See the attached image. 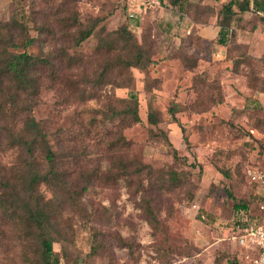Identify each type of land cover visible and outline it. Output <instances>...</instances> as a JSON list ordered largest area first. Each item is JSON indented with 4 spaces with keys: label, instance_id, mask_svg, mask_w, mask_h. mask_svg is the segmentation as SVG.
Masks as SVG:
<instances>
[{
    "label": "rangeland",
    "instance_id": "rangeland-1",
    "mask_svg": "<svg viewBox=\"0 0 264 264\" xmlns=\"http://www.w3.org/2000/svg\"><path fill=\"white\" fill-rule=\"evenodd\" d=\"M229 1L0 0V23L17 16L39 39L29 50L55 63L27 101L58 154L62 186L40 189L61 205L51 232L61 264H256L255 251L237 238L235 203L261 214L251 172L264 170V60L218 41ZM193 22L206 24L205 38L190 30ZM94 26L77 44L81 30ZM122 26L151 61L128 76L113 66L102 80L123 49L98 46ZM15 33L16 50L24 51ZM63 51L82 60L69 63ZM257 54L264 57V48ZM132 90L135 123L125 115ZM22 127H0V193L18 173L30 176L28 161L47 168L12 141ZM120 136L131 144L112 145ZM143 164L149 167L138 172ZM172 171L181 181L162 184L158 177ZM26 229L0 208V264H41L37 232L25 237Z\"/></svg>",
    "mask_w": 264,
    "mask_h": 264
},
{
    "label": "trees",
    "instance_id": "trees-1",
    "mask_svg": "<svg viewBox=\"0 0 264 264\" xmlns=\"http://www.w3.org/2000/svg\"><path fill=\"white\" fill-rule=\"evenodd\" d=\"M257 6L259 7L260 5H258L256 0H231L224 5L222 9L224 18L221 23H218L220 26L218 41L222 44L230 41L238 45L236 43L235 31L229 32V30L237 24L239 13L251 12L252 10H256ZM94 29L95 26L81 30L80 36L77 38V44L89 38L93 34ZM15 31H19L24 39V51L16 50L21 45L18 43ZM26 31V25L17 16L6 23H0V127H8L10 123L15 124L21 121L23 127L17 136H13L12 141L25 148L30 157H41L45 164H47V168L40 169L34 160L33 162L28 161L27 163L31 169L29 177L18 173L12 180L8 179L4 182L3 191L0 193V208L12 218L14 224H18L20 220L25 222L27 227L24 231L25 237L30 236L33 231L37 232L39 237L38 251H36L39 254L37 263L61 264L58 252L54 249V242L56 240L51 233L52 228H55L61 205L57 202L56 205L53 198H46L40 189L42 184L52 186V188L62 186L63 179L56 169L58 154L51 147L43 125L33 115V103L27 101L38 95L44 76L43 71L48 70V66L50 68L55 67V63L48 56H43L29 50L34 42L39 39L37 37H29L26 35ZM113 33H116V39L111 37L102 38L98 47L108 51L113 49L119 50V45L122 44L123 50L115 59V62L109 61L106 64L105 71L102 73V80L107 70L113 66L117 67L119 76H128L133 67L146 69L151 60L144 61L146 58L145 53L129 27L122 26ZM229 33L231 34L230 36H228ZM238 47L241 48L239 45ZM62 55L64 60H68L69 63H76L82 60V57H75L67 52L62 53ZM262 58L264 60V57L259 59L261 60ZM131 76L129 75L127 78L129 79ZM127 100L131 104L125 109V115L130 116L132 123L139 122L141 117L139 114V96L137 91L132 90ZM179 106V103L174 102V105L170 108L171 114L174 117H176ZM149 120L152 123L157 122L155 111L150 112ZM184 138L186 142H189L187 136ZM117 143H123L127 146L131 144L123 136H120L116 143H112V145H116ZM174 152L176 154L178 152V149L175 147ZM123 167L126 168L127 166L124 164ZM146 167L149 166L143 164L138 166L137 170L138 172H142ZM148 172L152 174L153 170L148 169ZM158 178L161 179L162 184L181 181V177L176 171L170 172L168 179H165L164 175ZM255 186V197L259 202L261 214L254 215L249 209L248 204L244 202L235 203L237 215L243 211L251 219H260L264 216V209H262V205H264V191L258 189L256 184ZM21 213H24V216H21ZM237 224L238 221H236ZM123 244L128 246L125 242ZM100 246L94 237L92 252H98ZM233 264H236V261Z\"/></svg>",
    "mask_w": 264,
    "mask_h": 264
},
{
    "label": "crops",
    "instance_id": "crops-1",
    "mask_svg": "<svg viewBox=\"0 0 264 264\" xmlns=\"http://www.w3.org/2000/svg\"><path fill=\"white\" fill-rule=\"evenodd\" d=\"M258 5L262 3L256 0ZM258 13L261 16H255L249 14L248 12L239 13L237 18V24L229 30V32L235 31L236 43L245 51L250 57L254 59H259L263 54H257V51L264 48V13L260 11V6ZM206 24L193 22L191 24L190 30L193 28L196 30L201 37L205 38L206 35ZM219 29L216 32L219 34ZM190 32V31H189ZM231 34L229 33L228 36ZM263 46V47H262Z\"/></svg>",
    "mask_w": 264,
    "mask_h": 264
},
{
    "label": "built area",
    "instance_id": "built-area-1",
    "mask_svg": "<svg viewBox=\"0 0 264 264\" xmlns=\"http://www.w3.org/2000/svg\"><path fill=\"white\" fill-rule=\"evenodd\" d=\"M251 180L258 189L264 191V170L251 172ZM264 209V205H262ZM237 218L238 232L237 238L243 246H247L257 254L256 264H264V216L260 219L249 218L245 212L241 211Z\"/></svg>",
    "mask_w": 264,
    "mask_h": 264
}]
</instances>
